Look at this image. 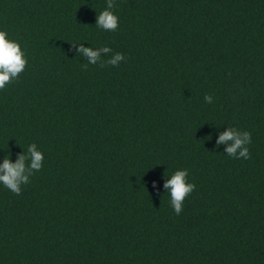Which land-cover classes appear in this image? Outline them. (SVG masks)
Here are the masks:
<instances>
[{
  "label": "trees",
  "instance_id": "1",
  "mask_svg": "<svg viewBox=\"0 0 264 264\" xmlns=\"http://www.w3.org/2000/svg\"><path fill=\"white\" fill-rule=\"evenodd\" d=\"M115 4L111 32L107 0H0L28 58L0 90V164L44 154L20 195L0 184V264H264V0ZM81 43L126 59L88 64ZM229 127L250 159L217 147Z\"/></svg>",
  "mask_w": 264,
  "mask_h": 264
},
{
  "label": "clouds",
  "instance_id": "2",
  "mask_svg": "<svg viewBox=\"0 0 264 264\" xmlns=\"http://www.w3.org/2000/svg\"><path fill=\"white\" fill-rule=\"evenodd\" d=\"M117 7L115 0H107L106 8L99 12L96 26L103 31L115 32L119 27V16L113 11ZM75 45V44H73ZM78 53L87 57L88 64L104 67L105 64L119 66L120 62L126 57L122 53H115L106 62L102 60V54L112 53L109 46L98 48L85 47L83 43L77 49ZM88 64L83 67L86 70ZM28 65V58L22 49L21 43L9 37L7 29L0 30V90L6 85L18 80L20 74L24 72ZM206 103H212L213 97L205 95ZM211 139V136H209ZM252 142V133L250 131H241L235 127H229L223 132L217 141V147L220 144L227 143L228 147L225 153L236 159H250L251 153L248 145ZM30 161V163H29ZM44 161V154L35 143L28 146L27 151L21 152L15 162L11 159V153L5 156L3 163L0 164V184L16 195L22 193V186L27 185L31 176L38 172ZM166 175V174H165ZM189 169L184 168L174 172L171 178L167 180L164 187L168 189L171 196V207L179 215L183 211V204L196 188L195 183H189L187 177Z\"/></svg>",
  "mask_w": 264,
  "mask_h": 264
}]
</instances>
